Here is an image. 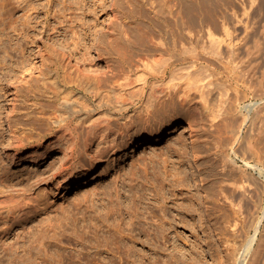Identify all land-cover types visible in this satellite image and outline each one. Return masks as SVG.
<instances>
[{
  "label": "rangeland",
  "instance_id": "rangeland-1",
  "mask_svg": "<svg viewBox=\"0 0 264 264\" xmlns=\"http://www.w3.org/2000/svg\"><path fill=\"white\" fill-rule=\"evenodd\" d=\"M4 1L0 0V264H264V246L258 257L251 250L237 258L235 252L243 250L245 239L256 230L238 231L239 235L222 226L217 208L219 185L230 187L236 178L237 191L250 187L249 201L244 189L236 193L239 201L244 194L245 202H240L246 208L255 207L251 195L264 189V0H219L217 5L185 0L194 31V41L187 44L195 46L186 55L181 53L176 16L181 5L172 0H164V8L176 9L168 19L152 11L146 0ZM116 15L127 16L129 26L145 25L173 48L174 97L158 89L153 119L147 109L139 116L130 111L129 116L111 119L110 125L104 118L107 123L92 131L44 125L28 115L32 108L23 106L19 95L25 93V81L55 59L58 47L52 36L63 37L79 58L88 51L99 60L92 65L87 61L86 67L103 69L113 61H100L98 53L108 51L114 28L109 26ZM209 29L215 40L209 38ZM164 51L154 53L159 69L171 57ZM22 52L29 57L25 62ZM65 63L72 69L77 59ZM184 69L187 73L181 78ZM195 69L199 80L189 74ZM146 91L143 103L150 100V88ZM41 110L35 115L54 114ZM183 124L189 130L183 131ZM159 130L166 131L159 141L142 145ZM234 148L240 150L238 155ZM246 159L258 169L248 168ZM246 173L252 182L253 176L258 178L254 182L260 189ZM248 183L252 186H245ZM263 234L264 229L258 231L259 239Z\"/></svg>",
  "mask_w": 264,
  "mask_h": 264
},
{
  "label": "bare ground",
  "instance_id": "bare-ground-1",
  "mask_svg": "<svg viewBox=\"0 0 264 264\" xmlns=\"http://www.w3.org/2000/svg\"><path fill=\"white\" fill-rule=\"evenodd\" d=\"M6 1H4V2H6ZM161 1L162 0H158V1L157 0H146V2L151 5L150 8L152 7V11H155L156 13H162V15L163 16L165 15L166 19H168V15H169L168 13L169 12L174 13V10H176V9H174V8H173L174 10L171 9L172 8L171 6L169 8H167L168 7L167 6L166 7L167 9L164 8V6L166 5V2L163 0L164 3H161ZM172 1L176 4L181 5V7H182V8L180 7V11L177 13L178 15L176 14V16L178 17L177 23H178L179 28H180V36L179 37L182 38V40H183L182 45L180 46L181 53L186 55V53L193 50L195 47V46H193L194 44L191 46L187 44L188 43L187 40L189 41V39L191 40L193 38L191 35H193L194 31L191 30L193 28L189 27V24H188L189 23V19H188L189 16L187 15V13L184 10L185 0H172ZM211 1H212L213 5H217V3L219 2V0H211ZM174 3H173V6H174ZM3 5H4V3H3ZM167 5H169V4L167 3ZM126 17L127 16H124V15H116L115 22L113 21L111 23V25L109 26L110 28L112 26H114V28H113V30H111L113 36H110L111 38L108 40L109 41V43L107 45L108 51L107 52L99 51L98 58L100 59V61L107 58V59L112 60L113 63L107 64V67L103 68V69H99V68L93 69L90 67H86L88 64L87 61H89V63L92 65L93 64L92 62H94V61L98 62L99 60L95 56H92L88 51H86V52L84 51L83 54L81 53L82 59L79 58V56H77V54H79V53H76L75 50L70 49L69 44L67 43V41H65V39L63 37H61L58 34H54L52 36V38L54 40V44L58 47V53L55 54V52H57V51H54V55H52V54L51 55L53 57L55 56L54 57L55 59H52L49 62V65L43 63V65H45V66L39 71V73H37V75H31V77L25 81L26 82L25 84H27L26 85L27 88L24 90V92H25L24 95L23 94L19 95V96H21V99L24 98L22 100L23 106L28 107V108H32V110L28 111L29 112L28 115L36 118L37 121H41L42 123L44 122L43 123L44 125L45 124L49 125V123H50L54 126L59 125L61 127L65 126L67 128L69 126H71V127L73 126L74 129L79 130V131H80L81 127L82 128L84 127L83 129H86L85 127H88V128L90 127L89 130H91V128L94 129L97 126H100V124L102 122L107 123V122H105L106 120L109 122V125H110L111 119L115 118V119L119 120V118H121V117L124 118V117H126V115L129 116L130 111H135V114L139 116L140 115L139 111L141 112L143 109H147V112L149 114L148 116L153 119L154 114L156 112V107L154 106V104H155L154 100L157 99L158 89L162 88L163 91H167V93L171 96V98H173L177 92V91H175V83H174L175 82V74H174L175 68L173 69V67H172V64H173V62H172L173 61L172 60L173 55L172 54L173 53H172L171 49H173V48H171L170 45H168L169 43H166V42L163 43V40H160V41L157 40L156 35H155L156 33L153 34L152 31L146 30L147 28L146 29L144 28L145 25L142 26L141 23L138 22L137 27L131 26V25L129 26L128 22L126 21ZM131 21L133 22V20H131ZM3 24H5V23L3 22ZM167 26H168V24H167ZM162 29L164 30V27ZM211 30L212 29H209V31H208L209 36H210L209 38H211V40H215L214 32H213V30L212 31ZM166 31H169V30H166ZM193 41L194 40L192 39V42ZM198 41H199V39H198ZM164 44H166V45L164 46ZM172 46H174V45H172ZM159 48L165 49L164 52H168L171 55L170 58H167V60H169V61L168 62H166L167 60L165 61L166 63L162 69L158 68L157 60L154 57L155 51H157V49H159ZM41 50H44V48H42ZM22 54L25 55V57H26V54L24 52H22ZM82 55H83V57H82ZM145 55H147V56H145ZM185 58H187V56L183 57V59H185ZM27 59H29V57L22 59V62L27 61ZM68 59H70V61L72 59H77V65H76V67L74 66L75 68L72 67V69H71V67L69 66L70 63H68V64L65 63ZM43 60H47V57L43 56ZM80 63H81V65H78ZM54 64H55V67L53 66ZM82 64L85 65L84 68H82L83 67ZM143 66H144V68H146V70L140 71L141 68H143ZM195 70L193 72H189V74L191 77L196 76L197 80H199L198 75L200 73L197 72L198 69H195ZM186 73L187 72H185V69H184L182 71V73H180L181 78L184 77ZM159 86H161V87L159 88ZM146 88H150V92L148 93V95H149L148 98L150 99L149 100L150 102L148 100H146L147 103H143L144 97H145L146 92H147ZM17 93H19V92H17ZM19 96L17 98H19ZM22 96H23V98H22ZM29 97H32V98L34 97L35 99H41V100L31 102ZM144 104H146V105H144ZM250 106H252V104ZM248 107H249V105H248ZM37 109H42L41 111H44V112H46V111L50 112L51 111V113H54L55 115L54 114H53L54 116L53 115L52 116H50V115L49 116H41L40 115L38 117V115H35L36 114L35 112H37ZM248 109H250V107ZM46 113H44V114H46ZM96 115H98V116L96 118H94L93 116H96ZM249 116L250 115H248V117ZM104 118L106 120L102 121ZM95 119H99V120H95ZM90 122H92V123H90ZM42 123H39V124H42ZM244 125L242 124V126H244ZM180 127H184L183 131L189 130L188 126H186L184 124ZM171 129H173V128H171ZM176 129H178V128H174V130H176ZM165 132L166 131H162V130L153 132L152 134L147 136V138H146L147 141L141 142L142 145H144L143 144L144 142L145 143H152V142L159 141ZM238 132H240L239 129H238ZM238 132H235V133H238ZM77 133H78V131H77ZM81 133H82V130H81ZM235 136H237V135L235 134ZM228 138H229V136H228ZM238 138H239V135H238V137H236V140H239ZM240 138H241V135H240ZM229 139H231V137ZM232 140H233V137H232ZM231 141H229L230 144H232ZM241 146H242V144H241ZM236 147H238L237 149H239L240 146L236 145ZM227 149L228 148H226V150ZM237 149L234 148V152L236 154L242 148L240 147L239 151H237ZM246 151L241 152L240 154L248 153V151L247 152ZM225 155H224V157H225ZM256 155L257 154L255 153V157H256ZM251 156L252 155L249 156V154H248V157H251ZM232 157L231 158L229 157L230 159H228V160H231ZM226 158H227V156H226ZM256 158L254 159L255 161H257ZM259 160H261V159H258V161ZM234 161L235 160H233V163H234ZM224 162H225L224 166H226L227 162L225 160H224ZM259 162L261 163L263 161H259ZM234 164L237 165L236 163H234ZM245 164H247L248 168H250V167L254 168L256 166L255 168L258 169V166L256 163H251V161H249V160L247 161V159H246ZM262 167H264V166H262ZM238 169L242 170L241 168H239V166H238ZM245 170H247V169H245ZM245 170L243 168V171H245ZM237 171H239V170H237ZM257 171L259 172V170H257ZM240 172L238 174H240ZM253 172H255V171H253ZM253 172H252V174H253ZM229 173H230V170H229ZM225 174H226V172H225ZM227 174H228V172H227ZM238 174L236 175V177L240 176ZM222 175H223V173H222ZM259 175H260V173H259ZM229 176L232 177L233 175H229ZM234 176H235V174H234ZM234 176H233V180H235ZM245 176L246 177L248 176L247 180H249V176L251 177L250 173L249 174L246 173ZM241 177H242V175H241ZM251 178H250V180L252 182ZM240 179L241 178H239L238 181ZM253 179L255 181V179L257 180L258 178L253 176ZM223 180L225 182V179H223V178H222L221 182ZM236 180H237V178H236ZM250 180H249V182H250ZM259 180H261V179H259ZM235 181L231 182V183H233L232 185H230L231 183L228 181L230 183L229 184L230 187L228 186V184L223 185V186L219 185L222 188L220 189V192L218 190V192L220 193V197H219V205L217 204V206H218L217 208L220 212V214H218V216L221 215L223 218V219L221 218L222 220H220V221H222L221 225L227 227L228 229L232 228L234 230L233 232L237 231L235 233H238L239 235L241 234L242 231L244 232V230H250L251 228L255 229L256 233H254L248 239H245L247 241H246V243H244V245L242 247L243 250L242 251H240V249L237 250L238 252H235V255L238 256L237 258L239 259L240 255H238V254L240 252H241V256L244 257V255H246L251 250H253L251 253L252 255H254V254H256L255 256H257L258 254L261 255L264 253V252L261 253V247L264 246V245H262V244H264L263 243L264 234H263V238L261 237L262 239H259L258 231L261 229H264V189L261 188L260 194H258L259 192L257 191L258 195L252 194L253 190H251L250 193L252 194L251 197H253V201H251L252 200L251 198H250V201L252 203L254 202V206H255V207H252V209H255L252 212V211H250V210H252V209H250V206L249 207L247 206L248 208H246V206H244L245 203L244 204L241 203V202H245L243 200V199H245L243 193L245 192L247 194V192H249L248 190L250 189V187L248 190L246 188L247 187L246 185H249V183L245 184L246 187L243 188L245 191L243 189L242 190L240 189L241 192L244 191L242 193L243 194L242 198L240 197V199H241L240 200L241 202H240L239 199L237 198L239 194L238 195L236 194L239 191V189L237 191L236 190L237 187H234V185L237 182V181L236 182ZM253 182H252V184H253ZM260 182H263V181H260ZM241 183H243V182H241ZM256 183L258 184L257 181H256ZM256 183H255V185L254 184L253 185L256 186ZM238 184L240 185V183H238ZM250 185H251V183H250ZM240 186L242 187V184ZM228 187H229V189H228ZM256 187H258V185ZM238 188H240V187L238 186ZM258 189H260V188L258 187ZM246 190H247V192H246ZM261 191H263V192L261 193ZM253 193H255V192L253 191ZM247 196H248V194H247ZM249 196L246 199H248ZM247 201H249V199ZM247 201H246V203H247ZM218 210H217V212H218ZM247 211H249V212H247ZM238 231H241V232H238ZM261 236H262V233H261ZM255 244H257V245H255ZM254 250H255V252H254ZM258 259L255 257L256 261ZM250 260H251V258H250ZM252 261H254V257H253ZM250 264H252V263H250ZM254 264H255V261H254Z\"/></svg>",
  "mask_w": 264,
  "mask_h": 264
}]
</instances>
